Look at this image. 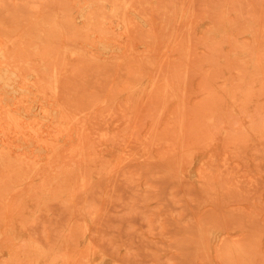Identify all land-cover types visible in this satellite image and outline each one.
<instances>
[{
	"label": "rangeland",
	"instance_id": "obj_1",
	"mask_svg": "<svg viewBox=\"0 0 264 264\" xmlns=\"http://www.w3.org/2000/svg\"><path fill=\"white\" fill-rule=\"evenodd\" d=\"M0 264H264V0H0Z\"/></svg>",
	"mask_w": 264,
	"mask_h": 264
}]
</instances>
